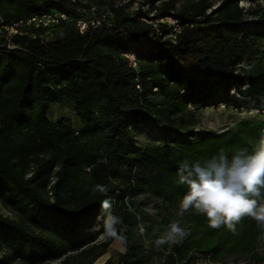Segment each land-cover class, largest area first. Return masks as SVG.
Here are the masks:
<instances>
[{"label": "trees", "instance_id": "1", "mask_svg": "<svg viewBox=\"0 0 264 264\" xmlns=\"http://www.w3.org/2000/svg\"><path fill=\"white\" fill-rule=\"evenodd\" d=\"M177 1L144 0L131 9L121 2L0 0L7 20L53 10L84 16L83 9L94 6L112 11L85 33L73 19L39 29L36 37L17 35L15 48L0 46V201L15 214L0 211V249L13 259L94 263L115 240L100 241L105 233L97 220L106 215L100 202L110 198L126 237L117 264H145L151 254L136 228L149 215L130 194L149 188L179 209L186 191L178 182L181 162H202L221 150L229 158L251 152L264 135V113L221 131L196 130L190 109L237 105L240 98L247 105L264 93V8H246L242 0ZM151 13L176 14L181 31L176 37L168 36L167 25L156 31L144 19ZM129 51L137 66L124 55ZM54 104L73 105L76 119L52 118ZM141 125L157 133L155 142H136L134 129ZM97 184L107 188L106 196L93 193ZM188 212L190 235L163 246L164 264L187 262L196 252H214L219 260L236 250L264 264L254 219L244 217L233 232Z\"/></svg>", "mask_w": 264, "mask_h": 264}, {"label": "clouds", "instance_id": "2", "mask_svg": "<svg viewBox=\"0 0 264 264\" xmlns=\"http://www.w3.org/2000/svg\"><path fill=\"white\" fill-rule=\"evenodd\" d=\"M177 176L179 184L186 187L180 198L179 215L195 210L207 218L211 228L226 226L233 232L244 217H250L264 233V135L251 152L238 151L229 158L221 150L202 162L184 160L177 169ZM92 191L107 194L102 184L95 185ZM100 203L106 215L98 216L97 220L103 221L105 235L118 241L126 240L117 227L123 224V218L110 211L111 199L105 198ZM128 211H133L130 204ZM139 231L144 233L143 224L139 225ZM189 235L179 221L173 220L154 243L157 249L164 245L175 246Z\"/></svg>", "mask_w": 264, "mask_h": 264}, {"label": "rangeland", "instance_id": "3", "mask_svg": "<svg viewBox=\"0 0 264 264\" xmlns=\"http://www.w3.org/2000/svg\"><path fill=\"white\" fill-rule=\"evenodd\" d=\"M85 3L96 5L97 7H107L110 3L122 2L127 4L131 9L140 7L144 0H103L97 3L95 0H83ZM193 0H178L177 5L180 6ZM260 5L264 8V0H242V5L246 8L251 5ZM85 16H90L91 13L87 8L83 9ZM250 102L244 105L243 98L237 105L220 101L216 105L208 106H191L190 109L196 112L194 123L196 130L213 129L216 131L224 130L235 125L242 119H249L257 117L260 113H264V93L258 96V99L248 98ZM60 115H67L76 119L74 106L54 104L51 109L52 118L56 119ZM135 140L140 145H147L156 141L157 133L152 131L148 125H141L134 129ZM129 199L134 200L136 205L144 209L149 217L141 218L137 225L136 231L143 239L144 245L151 254V258L145 264H164L168 250H164L163 246L157 249L155 246V239L161 235L167 228V225L177 220L182 227H185L190 233L191 222L189 219V212L179 215V209L175 208L173 204L164 197L156 194L149 188L137 189L130 194ZM0 211L15 215L10 212L0 201ZM143 224L145 231L143 234L139 231V225ZM264 233L260 230L257 245L261 255L264 256ZM108 237L104 234L100 241L106 240ZM125 251L123 241L114 240L106 253L107 256L112 257V262L106 261V264H117L120 260V255ZM214 252L207 255L201 253H194L191 259L181 264H263L254 260L253 257L244 251L236 250L226 254L222 259H215ZM0 258L6 259V264H26L21 260H15L10 255L7 248L0 249ZM59 262V260L51 262L52 264Z\"/></svg>", "mask_w": 264, "mask_h": 264}, {"label": "built area", "instance_id": "4", "mask_svg": "<svg viewBox=\"0 0 264 264\" xmlns=\"http://www.w3.org/2000/svg\"><path fill=\"white\" fill-rule=\"evenodd\" d=\"M77 1V0H72ZM120 4H123L122 2ZM144 9H148L147 6H142ZM90 16H75L65 11H48L43 13H36L27 18H21L17 20H7L0 14V46L15 48L13 39L17 35H32L36 37L37 30L46 29L52 30L57 25L69 21L75 20L80 32L85 33L91 27H97L112 15L110 9L100 10L96 6L92 7ZM151 17L144 18L150 23L156 31L161 32V26L167 25L169 28L168 36L176 37L177 33L181 31L182 25L180 18L174 14H166L158 18H153L154 13L150 14ZM131 65L137 66V56L134 51H129L124 54Z\"/></svg>", "mask_w": 264, "mask_h": 264}, {"label": "crops", "instance_id": "5", "mask_svg": "<svg viewBox=\"0 0 264 264\" xmlns=\"http://www.w3.org/2000/svg\"><path fill=\"white\" fill-rule=\"evenodd\" d=\"M108 258H109V256H107V254H104L92 264H106V261H107Z\"/></svg>", "mask_w": 264, "mask_h": 264}]
</instances>
